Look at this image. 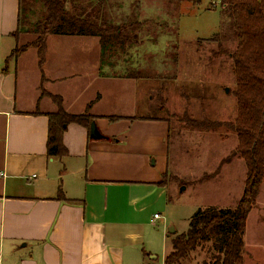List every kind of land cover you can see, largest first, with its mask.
Wrapping results in <instances>:
<instances>
[{"label": "crops", "instance_id": "0c3cea01", "mask_svg": "<svg viewBox=\"0 0 264 264\" xmlns=\"http://www.w3.org/2000/svg\"><path fill=\"white\" fill-rule=\"evenodd\" d=\"M19 14L20 0H0V264H159L155 252L168 224L160 210L170 196L168 120L100 110L95 85L109 78L100 74L96 36L48 35L42 64L36 47L10 58ZM89 91L101 99H84L82 110L95 100L88 112L105 138L70 123L66 153L49 155L48 114L58 110L49 94L78 114ZM148 125L154 130L145 136ZM132 136L155 139L156 151L134 159ZM263 183L247 217L244 264H264Z\"/></svg>", "mask_w": 264, "mask_h": 264}, {"label": "rangeland", "instance_id": "374dc122", "mask_svg": "<svg viewBox=\"0 0 264 264\" xmlns=\"http://www.w3.org/2000/svg\"><path fill=\"white\" fill-rule=\"evenodd\" d=\"M138 1L140 18L159 21L165 28L157 38L145 34L142 45L134 51V61L137 59L138 67L150 72V77H121L126 70L124 63H118L117 69L103 62L98 64L100 74L109 80L97 82L95 88H102L99 90L103 96L100 110L106 113L133 114L134 120L165 117L170 124V169L164 180L170 196L166 207L160 210L168 224L165 238L155 252L157 262L164 264L165 254L171 251L175 237L168 236L172 226L176 228V234L182 233L188 229L189 221L199 207H234L244 190L247 169L244 161L234 154L237 137L228 125L236 115L235 78L229 57L236 41L230 36L228 27L224 32L226 21L212 0H179V9L177 0ZM29 6L31 12L23 8V16L28 14L30 23L21 21L18 46L38 37L34 29L35 23L43 17L41 5L31 1ZM135 6L134 0H118L112 9L120 17L129 14ZM221 32L226 35L220 42H198V39ZM31 47L34 46L28 48ZM95 48L99 52L101 45ZM90 49L94 48L91 46ZM116 69L121 72L117 73ZM175 71L176 77L171 79ZM114 78L129 82L114 81ZM88 88L92 90L90 86ZM226 88H229L228 93ZM87 93L75 108L80 113L84 112L81 106L84 99L98 96L92 95L91 91ZM207 120L216 121L215 128L202 129L201 122ZM151 130H154L151 125L142 128L145 136ZM132 137L134 159L143 152L156 151L155 139ZM154 159L147 162L148 168L154 166ZM182 186L186 189L180 192ZM203 254H197V260H202Z\"/></svg>", "mask_w": 264, "mask_h": 264}, {"label": "trees", "instance_id": "16d2710c", "mask_svg": "<svg viewBox=\"0 0 264 264\" xmlns=\"http://www.w3.org/2000/svg\"><path fill=\"white\" fill-rule=\"evenodd\" d=\"M31 1L39 3L43 13L41 21L35 23L34 31L38 37L28 44H17L10 58H17L28 47L34 46L38 49L42 64L46 57L48 35L96 36L101 45V64L106 62L118 69V63H124L126 70L121 77H150L151 73L142 71L138 67V60L134 61V51L142 45L145 34L157 38L165 28L164 23L140 18L138 0H134L136 6L129 14L120 17L112 9L118 0H20L18 32L22 20L30 23L28 14L23 16V8L31 12ZM177 5L179 9V0ZM213 6L220 8L223 13L226 21L224 32L228 27L230 36L236 41L235 48L229 54L235 78L233 95L236 99V115L228 125L237 137L234 154L246 165L245 186L234 207H199L192 215L186 231L171 234L175 237H171L172 249L166 255L164 264H192L201 252L204 253L202 260H197L196 264H244L247 217L256 206L264 181V0H221L219 6ZM224 32L198 39V42H220L225 38ZM120 72L117 70V73ZM173 73L171 79L176 77V71ZM49 95L58 105V110L48 114V153L59 156L66 153L62 138L70 123H78L90 129L95 117L88 111L95 100L88 104L85 112L77 114L64 109L61 96ZM99 98L98 94L96 100ZM107 118L116 121L123 116L111 115ZM215 123L203 121L201 128H215Z\"/></svg>", "mask_w": 264, "mask_h": 264}, {"label": "water", "instance_id": "95a60500", "mask_svg": "<svg viewBox=\"0 0 264 264\" xmlns=\"http://www.w3.org/2000/svg\"><path fill=\"white\" fill-rule=\"evenodd\" d=\"M226 92L227 93L229 92V88H226ZM89 132H90V137L94 140H101L105 138V135L100 131L95 120L91 122ZM185 189H186V186H182L180 189V192L184 191ZM173 233H176V228L174 226L170 228L168 236Z\"/></svg>", "mask_w": 264, "mask_h": 264}, {"label": "built area", "instance_id": "2783aa9c", "mask_svg": "<svg viewBox=\"0 0 264 264\" xmlns=\"http://www.w3.org/2000/svg\"><path fill=\"white\" fill-rule=\"evenodd\" d=\"M213 1H214V2H213ZM220 1H221V0H212V3H213L214 5H216V4H218ZM154 217H155V218H158V217H159V214H155Z\"/></svg>", "mask_w": 264, "mask_h": 264}]
</instances>
